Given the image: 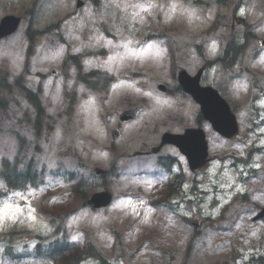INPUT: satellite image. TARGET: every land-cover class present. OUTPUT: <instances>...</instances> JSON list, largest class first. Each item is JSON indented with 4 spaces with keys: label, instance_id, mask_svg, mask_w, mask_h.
<instances>
[{
    "label": "rangeland",
    "instance_id": "1",
    "mask_svg": "<svg viewBox=\"0 0 264 264\" xmlns=\"http://www.w3.org/2000/svg\"><path fill=\"white\" fill-rule=\"evenodd\" d=\"M30 2L20 0L22 14ZM247 2L239 16L247 19L248 28L258 38L264 39V0ZM75 4L76 0H43L34 25L36 30H43L63 21L59 32L64 39L61 42L53 33L38 36L30 74L23 77L29 88L41 87V101L46 116H50L44 118L37 136L32 129L34 110L13 81L24 70L29 20L22 23L17 34L0 43V73L10 75L8 84L0 86V102H4L0 107V165L2 159L10 161L19 154L24 140L28 150L23 157L33 156L39 170L45 169L44 183L37 189L10 188L0 181L5 193L0 197V241L6 238L0 243V264H46L31 257L10 259L6 250L13 245L12 251L24 253L25 245L29 249L35 246L36 234L51 233L50 212H73L63 222L70 242L89 241L114 264H234L238 251L244 257L236 264H248L253 253L264 250V222L252 221L256 211L253 202L264 204V174H260L263 157H256L261 166L258 175L240 188L250 196L246 203H233L235 198L229 202L228 192L221 183L212 182L209 174H202L197 181L207 192H199L192 201L189 192L193 175L188 164L175 147L165 146L150 160L158 161L162 155L174 158L173 168L181 172L183 180L181 191L170 196L174 211H169L158 203L168 189L167 174L152 177L142 170L155 171L157 166L134 156L159 144L164 133H183L194 126L199 107L170 90H174L181 69L194 75L203 66L202 55L207 59L217 57L233 32L242 37L244 28L234 23V5L203 8L185 5L181 0H87L77 10ZM168 37L178 68L175 77ZM83 52V73L101 71L113 76L107 92L87 88L72 66L66 75L62 72L67 54ZM231 77L238 78L231 81ZM253 77L259 87H254ZM207 81L223 88L224 98L235 108L240 121L247 120L253 109L251 101L262 99L264 106V46L259 40H251L239 65L227 72L216 66ZM162 83L169 89L167 94L157 88ZM138 105L146 107L144 113L120 128L117 115ZM116 127L121 136L113 142L110 131ZM246 129L243 124L239 139L223 154L234 151L245 157L251 138H247ZM260 131L264 133V129ZM76 161L85 164L80 172L90 171L91 175L95 167L114 169L109 177L98 179L100 189H95L101 191L108 186L114 191L111 207L96 212L74 211L80 203L69 191L70 186L49 175L73 169ZM226 174L224 179L232 181L230 170ZM228 203L232 204L224 211ZM184 216L207 222L198 230L189 258L187 247L194 230L183 223ZM211 223L216 227L210 228ZM12 231H28L29 235L15 234L9 242L6 234Z\"/></svg>",
    "mask_w": 264,
    "mask_h": 264
},
{
    "label": "water",
    "instance_id": "2",
    "mask_svg": "<svg viewBox=\"0 0 264 264\" xmlns=\"http://www.w3.org/2000/svg\"><path fill=\"white\" fill-rule=\"evenodd\" d=\"M18 19H7L2 32L3 36L13 33L17 26ZM191 81V82H190ZM180 82L186 92L192 94L194 98L201 104L202 111L206 119L214 123L216 129L221 131L224 135L232 137L237 133V124L232 115L227 103L221 99L216 91L211 88H200L199 79H189L185 73L181 74ZM140 111L131 110L126 113V118L131 119ZM118 136L114 132V138ZM166 142L177 145L181 151L189 158L192 169L202 167L206 164L207 158V143L205 135L201 130H188L185 135H166L163 144ZM98 174L104 173L97 169ZM112 199V192L96 194L89 201V204L94 208L107 206Z\"/></svg>",
    "mask_w": 264,
    "mask_h": 264
},
{
    "label": "trees",
    "instance_id": "3",
    "mask_svg": "<svg viewBox=\"0 0 264 264\" xmlns=\"http://www.w3.org/2000/svg\"><path fill=\"white\" fill-rule=\"evenodd\" d=\"M195 5H200L201 3L194 2ZM242 50V47L233 43L228 49V54L231 55L230 58L234 59L238 57V54ZM18 82V81H17ZM24 95L30 101V103L35 107L36 119L42 115V108L39 102L38 94H34L32 91L27 90V88H22ZM40 120H37L39 123ZM0 179L5 182V184L10 188L23 189L27 185H34L38 181L37 170L33 166L32 161L24 163L23 167L20 168L18 164H11L5 162L3 164V169L0 172ZM81 186L86 185V180H82L80 183ZM3 192L0 190V196ZM86 192L82 191V194L85 195ZM15 233V232H13ZM1 243V242H0ZM7 254L10 255L12 246L7 247ZM34 255H40L38 249L34 252ZM45 256L47 259L51 260L53 264H78L81 262L82 258L92 257L99 260L100 262L105 263V260L101 255L92 247L85 252H79V250L64 249L62 245L53 242L45 250ZM257 264H264V256L258 257Z\"/></svg>",
    "mask_w": 264,
    "mask_h": 264
},
{
    "label": "flooded vegetation",
    "instance_id": "4",
    "mask_svg": "<svg viewBox=\"0 0 264 264\" xmlns=\"http://www.w3.org/2000/svg\"><path fill=\"white\" fill-rule=\"evenodd\" d=\"M11 6L13 7L14 5L10 4L9 8H11ZM0 7H1V9H0V19H1V18H3L4 14H5V4L3 3V1L0 2Z\"/></svg>",
    "mask_w": 264,
    "mask_h": 264
}]
</instances>
